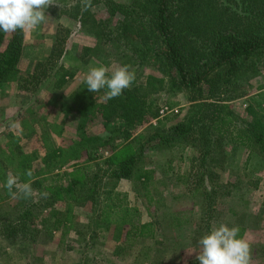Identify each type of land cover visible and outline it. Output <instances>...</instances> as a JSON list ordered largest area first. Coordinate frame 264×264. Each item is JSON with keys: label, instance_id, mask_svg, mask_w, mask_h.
Instances as JSON below:
<instances>
[{"label": "trees", "instance_id": "trees-1", "mask_svg": "<svg viewBox=\"0 0 264 264\" xmlns=\"http://www.w3.org/2000/svg\"><path fill=\"white\" fill-rule=\"evenodd\" d=\"M92 5L82 11L80 2L65 13L96 37L109 58L130 66L135 80L110 100L104 99L106 88L93 93L85 82L64 97L62 92L75 74L56 66L53 90L60 93L55 97L65 123H50L39 134L38 118L29 109L31 121L20 124L24 134L11 132L0 145V203L8 201L5 207L0 205V264L17 251L36 246L39 226L51 235L60 234L59 244L64 246L74 233L80 246L78 264H98L96 251L109 242L114 245L113 258H125L148 243L140 246L134 262L160 264L161 220L153 216V221L144 223L142 212L118 187L127 180L143 203H152L156 158L186 149L195 151L189 169L170 168V172L177 176L176 184L189 188L190 198L200 199L202 217L192 242L199 251V240L219 220L218 207L233 193L229 190L234 185L221 179L218 150L231 143L235 150H245V166L257 158L264 168L263 110L248 107L247 117L241 118L231 106L242 97L243 86L264 75V0H133L129 7L115 0H92ZM96 7H101L104 19L97 18ZM5 36L0 89L19 82L26 47L24 31ZM64 41L55 40L49 58L61 57ZM146 67H155L160 77L149 75L139 82ZM164 91L187 95L189 106L175 125L165 121L153 126L162 107L178 104L161 105L159 94ZM74 120L75 130L70 128ZM52 136L61 139L59 144ZM27 170L32 171L31 178L25 175ZM9 171L21 182L30 180L35 194L12 198L3 187ZM79 210L86 211V222L80 221ZM170 217L176 228L189 222L177 213ZM239 229L238 238H245L247 227Z\"/></svg>", "mask_w": 264, "mask_h": 264}, {"label": "rangeland", "instance_id": "rangeland-1", "mask_svg": "<svg viewBox=\"0 0 264 264\" xmlns=\"http://www.w3.org/2000/svg\"><path fill=\"white\" fill-rule=\"evenodd\" d=\"M115 1L129 7L133 0ZM54 2L57 5H51L45 10L46 15L49 16L46 22L32 32H25L26 47L20 67L19 82L5 84L0 89V145L4 144L11 132L24 134L20 124L29 119L31 121L26 113L29 109L38 118L35 126L39 134L50 123H65L66 118L61 114L58 107L59 101L55 97L60 93L53 90V74L56 66L62 65L75 74L74 79L69 80L62 92L64 97L70 96L82 87L90 67L104 65L111 72L121 66L107 56L92 33L81 29L78 20L70 18L65 13L71 11L81 0H54ZM93 11L97 13L98 19H104L106 16L101 12V7H96ZM58 37L65 40L62 55L58 59L55 56L49 58ZM6 42L7 37L4 33H0V49L5 46ZM86 48H90V51H86ZM149 75L160 77L155 67H146L139 73L138 81L145 82ZM263 76L260 74L251 79L243 86L242 97L231 103L237 116L246 118L248 107L261 109L264 112V89H260L264 85V81L260 80ZM159 98L161 105H164L166 101L178 102L173 107L164 105L162 109H178L179 112L160 117L152 125L156 126L159 122L165 121L168 126L175 125L183 118L185 109L189 106L188 96L170 95L164 91L159 94ZM17 122H19V127H13ZM75 123L76 120L70 126L73 130H75ZM68 136H73V133H69ZM52 139L56 144L61 141L55 136H52ZM104 156L109 157V152L105 151ZM194 156L195 151L186 149L183 154L164 152L155 160L157 180L155 187L152 188L153 202L151 204L155 207H152V213L154 217L161 220L163 228L159 237L162 243L158 258L160 264L167 262L192 264L199 252L192 247V242L196 238L194 232L198 230L197 226L202 217V210L197 206L200 199L190 198L189 188L176 184L177 176L170 172V168H173L174 172H185L189 169ZM217 157L222 181L234 187L229 190L233 192L232 195L226 197L218 207L219 220L216 221L214 227H219L220 224H226L229 228L247 227L245 239L250 244V264H264V168L257 158H251L245 166L247 161L245 150H235L231 143L218 150ZM125 189L126 185L123 184L120 190ZM130 199L133 207L138 208L139 203L142 202V199H137L135 195H131ZM7 203L8 201L0 205L5 207ZM155 203L158 204L157 207ZM83 210H79L80 221L86 222L87 215ZM176 213L187 216L189 222L180 228L172 226L170 216ZM37 230V245L29 248L27 252L17 251L5 264H39L41 260L45 264H78L77 251L80 246L76 241L78 237L74 233L67 237V243L64 246L59 244L60 234L51 235L41 226ZM200 231L203 234L206 233L205 229ZM146 244L148 243L135 247L131 255H122L126 256L125 258H113L111 253L115 249L114 245L109 242L96 251L99 255L96 262L98 264H140L143 262L142 259L138 263L134 260L141 250L140 246ZM66 247H72L74 250H68Z\"/></svg>", "mask_w": 264, "mask_h": 264}, {"label": "clouds", "instance_id": "clouds-1", "mask_svg": "<svg viewBox=\"0 0 264 264\" xmlns=\"http://www.w3.org/2000/svg\"><path fill=\"white\" fill-rule=\"evenodd\" d=\"M82 11L92 8V0H81ZM57 5L54 0H0V31L5 34L15 33L18 29L26 33L36 30L44 24L49 16L45 10ZM60 6V5H59ZM104 65L90 67L85 83L90 92H99L107 89L104 99L110 100L122 95L125 89L130 88L135 80V72L130 66H118L110 72ZM19 127V122L13 125ZM25 175L29 178L33 173L27 170ZM3 187L12 198H30L35 194L31 181L21 182L17 174L7 173ZM13 188L16 191H13ZM47 197V193H42ZM238 226L229 228L226 224L214 227L209 234L199 240L200 250L195 256L199 264H250L251 249L249 241L239 237ZM191 253V252H189Z\"/></svg>", "mask_w": 264, "mask_h": 264}, {"label": "crops", "instance_id": "crops-1", "mask_svg": "<svg viewBox=\"0 0 264 264\" xmlns=\"http://www.w3.org/2000/svg\"><path fill=\"white\" fill-rule=\"evenodd\" d=\"M89 46H91V45H89ZM125 183H127V184H125ZM123 184L126 185V189L122 191V190H120V188ZM118 190L121 193L127 194L130 201H131V199H130L131 195H133V196L135 195L137 197V194L134 192V189H133V184L127 180H122L120 182ZM137 199H139V197H137ZM143 202L144 201H142L138 205L139 210L142 212V220L144 223L151 222V221H153L152 217L154 216V214L152 213V209H153L152 207H154V206H152L153 204H151V203H143ZM155 204L157 207L158 204L157 203H155ZM154 219H157V218L154 217Z\"/></svg>", "mask_w": 264, "mask_h": 264}, {"label": "built area", "instance_id": "built-area-1", "mask_svg": "<svg viewBox=\"0 0 264 264\" xmlns=\"http://www.w3.org/2000/svg\"><path fill=\"white\" fill-rule=\"evenodd\" d=\"M178 113V109L177 110H169L168 108H164L160 111V117L163 118L164 116L168 115L169 113Z\"/></svg>", "mask_w": 264, "mask_h": 264}]
</instances>
